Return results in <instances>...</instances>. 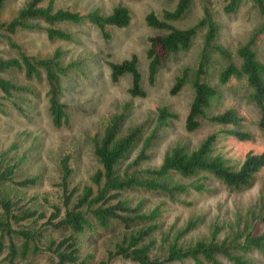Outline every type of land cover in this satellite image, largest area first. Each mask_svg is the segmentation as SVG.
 <instances>
[{
  "label": "trees",
  "instance_id": "16d2710c",
  "mask_svg": "<svg viewBox=\"0 0 264 264\" xmlns=\"http://www.w3.org/2000/svg\"><path fill=\"white\" fill-rule=\"evenodd\" d=\"M6 0H0V9ZM193 0H174L171 10H162L160 18L152 12L145 15V23L164 33L147 38L145 52L147 62V81L152 84L158 67L171 54L187 49L196 29L205 27L202 48L198 63L191 79L192 98L184 118V130L194 131L200 120H206L220 126H236L241 116L233 108L207 115L206 110L217 88L203 79L206 72V55L215 51L226 57L225 51L216 44L217 24L211 18L206 7L202 8V18L197 26L178 28L170 21H176L190 8ZM256 12L262 17L260 28L236 50L238 64L229 60L218 72V82L224 84L233 78L242 81L249 90V100L257 108L258 128L264 131V65L257 59L254 45L257 35L264 30V0H251ZM239 0H224L222 10L226 14L235 11ZM41 20L47 38L68 40L71 35L55 28L54 23L87 22L94 25L103 39L110 34L108 27H123L129 21V11L124 5H116L107 14L98 10L85 13L69 8H58L54 0H27L7 22H0V28L8 34L19 29H32V21ZM59 51H53L49 58H36L17 51V56H0V114H4L2 103L16 94L31 93L26 84L13 81L6 72L17 70L24 79L40 78L43 74L47 84V111L54 127L67 123L65 104L59 101L61 94L60 75L65 68L59 64ZM110 79L117 81L120 75L131 76L127 92L130 97H143L145 92L140 85V76L136 67V57L131 55L120 62L107 61ZM186 70L178 75L169 89L176 94L185 83ZM3 100V101H2ZM128 104L121 111L110 114L100 125L97 135L92 138V154L99 167L89 176V181L81 185L71 184L72 154L61 151L57 161L58 182L54 184L55 195L50 201L46 196L42 204H30L34 195L24 197L25 191L34 188L38 176L18 178L16 169L20 159L0 158V256L7 264H36L34 256L46 253V264H86L91 253L83 254L81 246L88 236L95 239L112 225L121 227L124 232L106 248L103 264L113 259H121L126 264H220L219 258L229 264H253L247 257L251 250H262L264 231L255 230L256 224L264 223V207L257 212H250V221L245 218L239 226L231 230V236L218 238V229L214 228L208 238H198L189 243L177 242L176 239L195 224L188 220L172 241L166 242L163 252L155 254L157 241L153 237L158 228L159 206L143 211L144 198L133 201L132 194L163 195L167 199L183 194L190 187L195 191L204 189L203 184H184L174 178L186 179L198 173L210 176L234 191L249 188L256 173L264 168V151H247L241 160L226 157L213 147L219 131L207 134L193 148L185 142H175L162 156L155 168H140V163L148 158V151L159 137L160 130L176 114L167 106L155 109L153 119L127 126L122 125ZM152 119L151 123L150 120ZM224 136L237 140H247L250 134L236 129L221 130ZM132 160L121 166L128 155L135 149Z\"/></svg>",
  "mask_w": 264,
  "mask_h": 264
},
{
  "label": "rangeland",
  "instance_id": "374dc122",
  "mask_svg": "<svg viewBox=\"0 0 264 264\" xmlns=\"http://www.w3.org/2000/svg\"><path fill=\"white\" fill-rule=\"evenodd\" d=\"M27 0H6L0 9V22H7ZM58 8H69L85 13L98 10L107 14L116 5H124L129 11V21L123 27H108L109 39L101 37L99 30L87 22L54 23L52 26L71 35L68 40L47 38L45 28L48 25L41 20L32 21V29H19L8 34L0 28V56H17L20 50L36 58H49L53 51L60 53L58 62L66 67L60 75L61 94L59 101L65 104L67 123L54 127L47 111V84L43 74L40 78L24 79L21 72L12 70L5 77L20 84H26L31 93L16 94L2 103L4 114H0V158L20 159L16 169L18 178L38 176L37 185L25 191L35 200L30 204H42L46 196L52 201L58 182L57 161L61 151L72 154L71 184L81 185L89 181V176L99 167L92 154V138L98 134L101 123L113 113L121 111L128 104L123 129L127 126L152 117L159 106H167L176 114L159 133V137L148 151V158L140 163V168H155L163 154L175 143L185 142L195 147L207 134L219 131L214 144L216 151L226 157L239 161L247 151H264V131L258 128L259 112L249 100V90L242 81L233 78L224 84L218 82V72L231 60L238 64L236 50L248 37L262 25L263 19L256 12L251 0H239L234 12L226 14L222 7L224 0H193L186 13L176 21H170L178 28L197 26L202 18V8L206 7L211 18L217 24L216 44L226 53V57L211 51L206 55V72L203 79L217 88V96L210 102L207 115L233 108L242 120L236 126H220L200 120L199 126L192 132L184 130V118L192 98L191 79L198 63L202 48L205 27H198L187 49L171 54L158 67L152 84L147 81V38L164 33L145 23L144 17L152 12L160 18L162 10H171L174 0H54ZM257 59L264 65V30L258 35L254 45ZM131 55L136 57V67L140 76V85L145 95L130 97L131 76L123 73L117 81L110 79L107 61L120 62ZM186 70L185 83L174 95L169 89L175 78ZM149 117V118H150ZM152 119L149 123H151ZM236 129L250 134L247 140H237L224 136L221 130ZM137 148L128 155L121 165L125 166L136 154ZM184 184H203L204 189L195 191L188 187L183 194L170 200L157 193L132 194L133 201L144 198L143 211L158 205L160 217L154 234L157 241L155 254H161L166 242L172 241L188 220L195 224L178 237L177 242L184 244L198 238H208L210 232L218 229V238L231 236L236 223L241 226L245 218L249 221L250 212L264 207V168L259 170L253 184L244 190L234 191L226 188L210 176L198 173L186 179L174 178ZM255 230L264 231V223L256 224ZM124 230L112 225L99 237L84 239L81 246L83 254L92 255L86 264H103L105 249L118 239ZM167 241L161 244V240ZM162 251V252H161ZM253 264H264V247L251 250L248 254ZM47 254L31 258L36 264H46ZM220 264H229L219 258ZM188 264L192 262L187 261ZM0 264H7L1 261ZM20 264V263H16ZM108 264H126L121 259H113Z\"/></svg>",
  "mask_w": 264,
  "mask_h": 264
}]
</instances>
